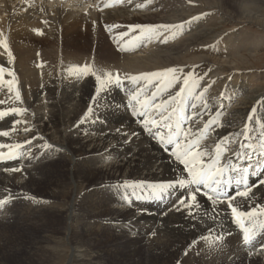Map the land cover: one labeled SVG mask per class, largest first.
<instances>
[{
	"label": "bare ground",
	"instance_id": "obj_1",
	"mask_svg": "<svg viewBox=\"0 0 264 264\" xmlns=\"http://www.w3.org/2000/svg\"><path fill=\"white\" fill-rule=\"evenodd\" d=\"M107 1L0 0V65L5 68L0 78V151L19 147L25 156L21 166H11L10 160L0 157V264H12L5 261L9 251H23L20 257L35 264H53L57 258L60 262L64 252L55 248L63 242L52 244L60 238L70 247L74 243L68 264L79 254L83 264H187L188 257H193L190 264H264V242L250 254L235 237L232 247L220 250L205 241L206 236L226 230L234 209L264 208V183L241 194L246 195L243 201L237 197L227 204L194 192L187 195L184 210L170 211L153 200L147 203L138 194L140 182L179 180L184 172L131 116L120 111L122 96L106 77L145 75L143 82L149 80L145 87L152 88L172 80L173 70L193 68L205 57L196 50L209 34L201 31L206 11L221 20L229 16L232 25L248 22L264 27V0H157V4L132 0L112 10L106 8ZM117 35L123 43L115 41V46L109 36L115 40ZM144 36L145 43L134 45ZM240 37H225L221 53L227 48L231 58L212 63L218 67L216 72L230 67L228 79L234 80L226 85L243 94L251 90L247 77L259 79L260 74L250 73L257 59L241 56L246 47ZM263 44L262 34L250 50L257 51ZM78 66L88 72L64 82V72ZM190 79V75L180 78L175 90V83L167 85L170 90L160 92L159 100L169 102ZM103 86L109 102L102 98L107 92ZM145 87L136 88L139 96ZM203 92L199 87L195 94L196 104L206 105L189 119L196 120L195 125L203 117L218 116L225 107V102L212 105ZM46 95L53 101L41 104L42 110L36 103ZM259 98L251 92L232 109L238 117H219L217 137L232 136L241 127L264 121V117L255 119ZM63 99L76 101L75 110L65 113ZM261 99L264 102V96ZM260 108L264 116V106ZM50 201L56 202L43 209ZM51 216L64 220V226L49 224ZM245 217L256 219V232L264 233V215L254 218L246 212ZM15 219L20 229L40 231V238L27 240L12 231Z\"/></svg>",
	"mask_w": 264,
	"mask_h": 264
},
{
	"label": "rangeland",
	"instance_id": "obj_2",
	"mask_svg": "<svg viewBox=\"0 0 264 264\" xmlns=\"http://www.w3.org/2000/svg\"><path fill=\"white\" fill-rule=\"evenodd\" d=\"M153 2L155 4L158 3L157 0H153ZM196 9H197V7H196ZM206 12L207 13L202 12V11H197V14L198 13H205L206 16H208L205 19V25L203 26L204 29H202L203 28L202 27L201 28L202 29L201 31H202V33L209 32V34L207 35V37H205L201 41L202 42V47L200 49L196 50V53L198 55L205 56L204 59L201 62H199L198 65L193 66V68H190V66H192V65H188V66L180 67V68H177V69L173 70L172 71L173 74H172L171 77H174V76H177L178 77L179 76V74H178L179 72L181 74L184 73V74L187 75L189 72H191L190 70L193 69V71H192V78L194 80H197L201 75H205L202 84L205 85L206 88H208L209 94L214 93V91H216L215 92L216 94H218V93L221 94V92H223V89H221V87H224L227 83L232 82V80H234V78L228 79V74H227L228 71L227 70H229L230 67L225 66L224 68L226 70H224V72H221V71L220 72H216V68H218V67L213 66V63L212 62L214 61V63L216 62V64L219 65V61L221 62V61H224V60H230V58H231L230 56L231 55L229 54V52H227L228 51L227 48L225 49V52L226 53L224 51L221 53V49H223L224 47H226L225 37H228L231 34H233L234 36L240 35L242 38L240 37L239 38V41L242 40L241 41L242 45L244 47H246V48H244L245 51L240 52V54H241V56H244L245 55V56L256 57V59H257L256 62H257L258 65H256L255 67L253 66V68L250 71V73L255 71L258 74H260L259 75L260 78L259 79H255L254 78V80H253L252 77H247L248 86L250 87L248 89H251V90H249L250 92H247V93H243L242 94V93H240V91H237L238 94H242V95L238 98V100H236V101H234L232 103V105L230 106L231 107L230 110L232 111V109L234 107H237V106L239 107L241 105V101L244 98L249 97L250 94H251V92H252L253 95H259L260 96L259 99L261 100L260 101V104H258V108L256 106H254V109L255 108L256 109H259V111H258L259 114H257V118L255 117V119H259V118L264 117L263 115H261V111H260V109H261L260 106L263 105L262 104L263 102H262V99L261 98L264 96V94H262V93H264V77L262 79V76H264V44L257 51L250 50V49H252L255 46V43H256L257 39L258 38H261L262 34L264 35V27H262V26L257 27L256 24H254V23H251L250 24L248 22H244V23L241 22L239 25H237V24L232 25V23H231L232 21L229 22V20H231L230 18H228L229 16L224 17L221 20V18H218L220 15L214 13L213 11L208 10ZM78 29H79V26H78L77 30ZM79 30L81 31V33H84V32H82L83 28L82 29H79ZM210 34L213 35V36H211ZM83 39L84 38H82L81 40H83ZM206 46H208V47L206 48ZM206 58H207L208 61H206ZM221 65H225V64H221ZM185 67H189V68H185ZM213 68H215V69L213 70ZM171 77L169 76L168 78H171ZM190 77H191V75H190ZM213 77H215L217 79H215ZM163 78H161V79H163ZM64 79H67V78L65 77ZM226 79H228V80L226 81ZM105 80L108 81L107 78ZM221 82H222V86H221ZM177 83H175L174 86H173V89L174 90H175V88H177ZM168 85H170V84H168ZM229 86H231V85H227L226 89H229ZM203 87L204 86L200 87V89L202 91L205 89ZM103 89H106L107 90V86H103L102 87V90ZM165 92H168V89H166ZM231 92L235 96L234 93H236V92L233 91V90H231ZM47 97L48 96L46 95L43 99L40 98L42 101H39L38 103H36L37 104L36 106L39 107V108L41 107V109L43 110V107L41 106V104L47 105V104H49V102H52L53 101V100L50 101L49 99H47ZM220 97L222 98V96H220ZM102 98H104L105 100H107L109 102L108 90H107L106 93H104V96ZM62 103H63L62 108H63V111H65V113L71 112L72 110L74 111L75 110V107H77L76 101H69V100L63 99ZM50 109H51V107L48 106V109H46L47 110L46 112H49ZM83 112H84L83 115H85V117H86L87 110L86 111H83ZM231 115L232 116L235 115V116L238 117V115H236L235 113L232 114L230 112L226 116H228V118H229ZM81 116H82V114H81ZM225 119H227V118H225ZM235 125H233L231 127H235V129H236L238 127V125L237 126H235ZM135 144H137V146H140L139 143H137V142ZM53 169H55V168H53ZM39 191H43V188L40 187L39 188ZM55 202L56 201H54L53 203H51V201H50V203L48 202L46 204H43L42 205V208L43 209L44 208L47 209L48 207L52 206ZM31 210H33V209H31ZM8 219L5 218L4 220H8ZM8 221H10V220H8ZM49 224H51L53 226H61L62 227V226H64L65 221L62 220V219L59 220V219H57V217H52L51 216V218L49 220ZM1 225L2 224H0V226ZM18 225H19V222L15 219V221L11 225V230L12 231L14 230V232L15 231H18L19 233H21V236L28 237L27 240H33L35 238H40V236L42 235V233L40 231H35V230L31 229V228L28 229V228H25V227H22L20 229L18 227ZM63 230L64 229H62V231ZM20 241L22 242V239L21 238H20ZM60 241H62L63 244L60 245L59 244V243H61ZM52 244H55L54 246H56V245L59 244V246L57 248H55V249H58V251L63 250V252H64V256L62 257L61 261L59 262V259L57 258L56 261L53 264H58V262H59V264H68V259H69L70 254H71V247L73 246L74 243L72 242V245L70 247L69 244H66V242H64V239L63 238H62V240L60 238L58 242H53ZM8 253L10 254V256L8 255L9 258L6 257L7 259H5V261H7V262L9 261L12 264H35L36 263V261L34 262V260L32 261L31 259H28V258H26L24 256H21L20 257V255H23V251L22 252H20V251L19 252H16V254L14 253V251H9ZM0 256L2 257L1 254H0ZM242 256H244V255H242ZM81 259H82V257L79 254V256L75 258V262H72V263H69V264H83V262H82ZM192 259H193V257H190V258L188 257L187 264H190L192 262Z\"/></svg>",
	"mask_w": 264,
	"mask_h": 264
}]
</instances>
